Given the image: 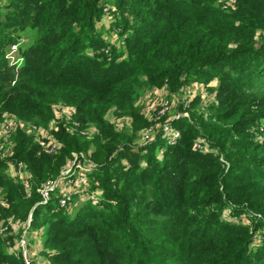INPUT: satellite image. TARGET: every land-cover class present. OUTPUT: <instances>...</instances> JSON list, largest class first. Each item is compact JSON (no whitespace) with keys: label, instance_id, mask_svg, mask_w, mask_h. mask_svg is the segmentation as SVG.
<instances>
[{"label":"trees","instance_id":"obj_1","mask_svg":"<svg viewBox=\"0 0 264 264\" xmlns=\"http://www.w3.org/2000/svg\"><path fill=\"white\" fill-rule=\"evenodd\" d=\"M224 1L8 0L0 7V124L7 114L45 129L61 104L74 109L82 131L97 128L88 139L65 123L56 126L58 157L17 130L13 155L5 159L0 150V196L8 204L0 205V224L11 217L24 223L31 212L32 228L44 220L41 256L49 264H264V248L250 253L264 229V145L249 135L264 119V37L258 35L264 0ZM105 4L124 16L126 33L134 24L125 58L113 50L110 60L86 52L106 46L96 31ZM17 26L34 38L23 47L16 76L6 51ZM209 76L220 84L207 119L173 123L181 132L174 147L161 138L134 145L137 123L148 125L132 110L135 86H165L175 95L188 81ZM110 111L132 115L134 129L116 130L105 119ZM198 138L217 154L199 150ZM92 148L93 177L105 195L101 210L73 217L57 207L56 195L38 206V188L58 176L72 153ZM8 160L26 165L30 193L9 178ZM227 208L238 222L223 219ZM246 213L252 225L241 221ZM8 240L0 237V264H26L22 255H8Z\"/></svg>","mask_w":264,"mask_h":264},{"label":"rangeland","instance_id":"obj_2","mask_svg":"<svg viewBox=\"0 0 264 264\" xmlns=\"http://www.w3.org/2000/svg\"><path fill=\"white\" fill-rule=\"evenodd\" d=\"M224 4L233 5L235 4L234 0H225ZM8 5V0H0V7ZM104 15L103 18L98 20L96 23V31L101 34V37L105 40L106 46L101 49H94L92 47L87 48V54L90 56H100L105 55L110 60L112 58V52L118 53L122 58H125L128 55L126 51L127 40L126 37L132 34V24L129 22L130 29L129 33H126L125 24L119 23L122 20L121 14L117 13L116 6L109 4L104 5ZM4 11V9H2ZM113 14V15H112ZM5 21V20H3ZM26 30V31H25ZM20 31V26H17L13 29L11 34L12 41L6 51V59L10 63V66L15 69L16 76L18 75V69L21 66L23 59L22 52L24 51L23 47H26L31 43L34 38V32L30 29H25ZM25 31V32H24ZM263 33H258V35ZM117 54V55H118ZM203 80L192 79L188 81L187 85L183 88L178 94L172 95L168 92L165 86H148V85H139L135 86L136 91V101L134 103V108L132 109L137 118L141 121H145L148 125L137 123V137L134 145H152V143L161 138L164 141L165 146L174 147L181 137V132L179 128L174 127L173 123L180 124L183 119H189V121H198L199 118L204 117L208 118L212 106L218 105L219 93L217 87L220 84L218 78L211 79L209 76L208 80L202 78ZM75 111L72 107L67 105H57L54 108V118L50 121L48 126L42 130L35 131L32 133V136L35 138V143L40 141L45 148L50 146L56 136L54 134V128L61 123L67 124V129L72 132L73 123L66 121V117L74 114ZM106 121H109L111 124L116 126V130L122 131L126 129H134L135 119L132 115H123L118 117L114 114L113 111H110L105 115ZM12 128L7 129L6 140L4 142L5 149L12 150L14 149L13 144L11 143L12 136L16 133ZM97 128L95 126L88 127L84 130L83 137L90 139L96 135ZM12 132V133H11ZM250 138L258 143L264 145V119L254 127L249 130ZM58 140V139H57ZM196 144H199L197 147L199 150L206 153H216L217 151L210 147V144L207 140L198 138ZM59 141V140H58ZM202 142V143H201ZM42 146V147H44ZM63 146L61 147V149ZM93 148L89 153L85 152H74L66 160L65 164L60 170V173L56 178L49 180V184L45 190L43 184L38 188V193L40 194V202L38 206L47 205L53 195H56L54 199L57 207L70 216H75L77 213L84 214L86 211H89L91 208L97 207L98 210H101L99 205L102 201L105 200L104 192L102 188L98 185L97 180L94 179L93 175L97 173V163L92 160ZM61 154V150L57 155L52 157H58ZM164 156V149L158 150V157L162 159ZM79 159L75 161V159ZM113 158V157H112ZM141 165L143 168L148 167V164L144 161ZM8 175L10 179H15L16 181L23 183L25 189L30 193L29 184L31 187L32 176L28 169L26 168L22 177L20 178L18 163H13L8 160ZM71 166H76V169L72 173H68L67 176L61 180L60 177L64 172L72 169ZM90 166V167H89ZM87 171V172H84ZM74 179L72 178V176ZM79 177V178H78ZM68 180H75L78 182L79 187L76 183L69 186L67 184ZM1 193V191H0ZM0 205L8 208L7 201L3 200L0 196ZM88 205V206H86ZM30 213L26 222L22 223L16 218H9L7 222H2L0 224V237L6 239L10 238L12 241H7L3 245L8 252V255L20 256L22 255L23 260L29 258L32 261V264H49L46 259L42 258L43 246L40 242L42 239L43 228L42 223L44 220L38 221L37 228H32L33 216ZM234 212L225 209L223 212V219L226 221H236V216ZM249 214H243L240 218L243 223H250L252 218L248 216ZM246 218H250V221H247ZM239 219V218H238ZM2 246V245H1ZM264 248V229L257 232L254 236V242L251 245V252L256 253L259 250ZM255 255V254H254ZM34 259L38 260L35 261ZM41 262V263H40Z\"/></svg>","mask_w":264,"mask_h":264},{"label":"built area","instance_id":"obj_3","mask_svg":"<svg viewBox=\"0 0 264 264\" xmlns=\"http://www.w3.org/2000/svg\"><path fill=\"white\" fill-rule=\"evenodd\" d=\"M66 121H69V123L70 122H74V120H73V114H72V116L70 115L69 117H66ZM65 125L67 126V124H65ZM9 127H11L13 131L14 130L17 131L19 129H25L27 135H32V133H34L35 131H38V130H42L43 131V129H44V128H40V127H37V126L27 125L26 123H23L21 120H19L15 116L7 115L6 114L4 116V122L0 124V150H2V157L5 158V159H9L13 155L12 150L5 149V145H4V142L6 140L5 138H6V134H7V129ZM78 128H79V124L76 123V121H75L73 123L72 132H70L69 130L68 131L70 133H77V132H79L83 136V134H85L84 133V130L82 131V129H80V128L78 129ZM54 130L56 131V128H54ZM37 144H39V146L41 148V151L43 153L49 155V156L57 155L58 152L61 150V147H62V144L57 139L54 140L53 143L50 146H48L47 148H45V146L42 143H40L39 140H38ZM42 146H44V147H42ZM78 160H79L78 158L75 159V161H78ZM18 168H19V173H20V178H21L22 177V174L24 173V171H25V169L27 167H26V165L24 163L18 162ZM71 168L72 169L68 170L67 172H64L61 175V177H60L61 180H63L67 176L68 173H72L76 169V166H71ZM84 172H87V171L84 170ZM75 176H76V174L74 176H72V178L74 179ZM75 183H76L77 187H79V184H78L77 181H75V180H68L67 181V184L69 186H71V185H73ZM48 184L42 187L43 190L46 189V187L48 186ZM25 263L26 264H32L31 261L29 260V258H26L25 259Z\"/></svg>","mask_w":264,"mask_h":264}]
</instances>
